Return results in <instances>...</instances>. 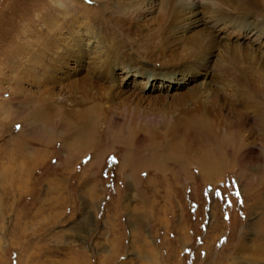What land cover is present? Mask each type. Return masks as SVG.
<instances>
[{
	"label": "rangeland",
	"instance_id": "374dc122",
	"mask_svg": "<svg viewBox=\"0 0 264 264\" xmlns=\"http://www.w3.org/2000/svg\"><path fill=\"white\" fill-rule=\"evenodd\" d=\"M123 1L0 0V264H264V180L246 186L264 155H248L244 168L235 164L209 178L165 158L170 146L159 140L163 130L145 127L142 118L178 111L173 96L211 81L202 73L192 79L169 73L175 79L168 82L147 78L146 69L166 71L169 58L158 57L166 42L157 33L148 43L137 32L176 25L174 14L150 13L144 0L127 1L139 12L120 13ZM95 35L119 53L111 49L104 57L122 62L106 76L92 49ZM82 53L88 56L80 59ZM249 67L244 62L241 69ZM220 80L219 100L237 99L228 107L242 111L245 85ZM110 85L121 89L119 98L109 97ZM197 99L215 121L219 106L200 94ZM187 105L183 100L181 110ZM252 123L249 118L245 130L258 135ZM41 126L57 138L50 128L40 130L43 139L35 137ZM81 128L89 148L64 149L72 156L60 162L62 146ZM162 147L164 165L150 166L148 156L159 157Z\"/></svg>",
	"mask_w": 264,
	"mask_h": 264
},
{
	"label": "bare ground",
	"instance_id": "6f19581e",
	"mask_svg": "<svg viewBox=\"0 0 264 264\" xmlns=\"http://www.w3.org/2000/svg\"><path fill=\"white\" fill-rule=\"evenodd\" d=\"M127 1H123L124 3L119 7L118 11L120 13L130 12L131 10L135 11L134 13L140 11L135 10L139 6L138 4L132 7L131 3ZM131 1L135 2L136 0ZM144 1L145 6H150V13H155L167 19L170 16V11H172L174 15H172L171 23L176 21V25H161L156 28L157 32L150 29L144 33L145 35L140 31L137 32L138 35L147 37L146 42L148 43L159 38L158 34H160L162 41L166 43L162 42V46L159 47L161 49L160 54L157 56L169 58L167 61L163 60L167 62L166 64L163 63V70L166 71L161 72L160 69L149 73L150 69H146L145 76L158 77L168 82L170 79H175L173 78L175 75L165 77L169 73L176 75L178 73L181 77L189 73L191 74V79L195 74L202 73L203 76H206L211 81L210 85L200 84L199 87L194 88L185 95L179 97L178 95H175L177 97L173 96L179 107L178 111L173 110L169 115L164 111L158 110V113L154 114L156 117L146 115L142 118L143 123L146 124L145 127L153 129L152 127L158 126L163 130L164 135L160 136L159 140L167 142L166 144L170 146L169 153H167V156L165 155L166 157H163L173 159L181 171H188L190 166H196L195 168L198 169V173L201 176L209 178L210 174L216 175L220 170L233 169L236 165H240L241 169L244 168L245 162L249 161L250 158L248 155H256L258 157L261 152L264 155V144L262 148L257 144L258 141L256 139L257 137H262L261 139L264 140V134L261 132L262 130L264 131V0ZM140 16L141 14L137 15L136 18ZM179 17H184L182 22L179 21ZM139 28L142 30L141 27ZM174 32L178 34L177 37L172 39L174 37L172 33ZM93 37L96 39L93 42L92 49L96 53V57L103 60L101 70L105 74L104 76H106L111 73V68L115 64L122 62L110 61V58L106 59L104 56H110L112 50L118 56L117 49L113 45L107 49L105 45L97 40L96 35ZM179 38L182 39L178 40ZM149 47L153 48L151 45ZM87 56L82 53L80 59ZM152 57H155V55H152ZM107 60L110 63L107 62L108 64H106L105 61ZM244 62L248 63L251 67L250 72L246 70L248 68L241 69ZM103 63L105 64L103 65ZM229 63H233V68L229 67ZM168 68H171V70H168ZM137 72L138 70H135V73ZM221 77L231 79L236 84L241 82L245 85V90L240 91L243 96L242 104L245 106L240 104V109L243 108L242 111L233 110L228 107L233 104L236 105L238 103L237 99L235 101L228 98L225 100L224 98L226 97L222 96L221 100H219V94L222 91ZM206 86H209V89H205ZM108 92L109 97L115 98H119L122 94L121 89L115 85H110ZM84 93L86 94V91ZM85 94L82 100L88 99V94ZM199 94L206 100H209V103L219 106L215 121L209 119L207 115L208 110L199 109L201 104L196 103L198 101L196 97ZM254 97L261 100L263 104L261 105L260 101H256ZM185 99H188L189 105L181 110L182 102ZM171 102L173 103V100ZM195 104L196 106H194ZM249 109L250 112L248 111ZM79 117L80 120L77 122L81 123L82 117L81 115ZM249 118L252 119L253 126L258 127L259 136L256 134L257 131L247 132L245 130ZM134 121V123H140L141 119ZM58 123L61 128H65L63 121L59 119ZM43 124L45 125L46 123ZM45 128H50L49 130L53 134V138H57V134H54L55 132L52 130L53 128L47 126H41L38 130H35V137L38 134L43 139L46 133L40 130H45ZM86 131V129L81 128L80 133L74 137L71 144L62 146L61 152L63 151L64 158L60 155V162L62 161L61 159L64 161L69 156H72L68 152H65L66 149H77L80 152L89 148V141L87 137H84ZM253 133L256 134V137L252 140ZM62 134L65 135L64 132ZM151 134L155 136L160 135L155 132H151ZM58 138L61 139L62 137ZM47 140L49 142L53 141L51 139ZM169 140L175 141L173 147L168 143ZM177 149L179 152L178 156L175 155ZM162 151L163 147L158 153L159 157L148 156L150 166L161 168L164 165V160L161 157ZM191 151H195V159L190 163L185 157L187 154L194 156ZM94 162L96 163L94 160L85 165V170L93 169L95 166ZM64 163L66 166L70 165L67 161ZM243 171H239L238 175L240 177L244 175L245 172ZM253 171L254 173H247L246 186L252 187L254 181L258 186L264 180V163L256 169L250 170V172ZM252 174H255L256 180H254ZM257 200H262L261 194Z\"/></svg>",
	"mask_w": 264,
	"mask_h": 264
}]
</instances>
